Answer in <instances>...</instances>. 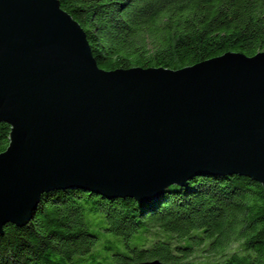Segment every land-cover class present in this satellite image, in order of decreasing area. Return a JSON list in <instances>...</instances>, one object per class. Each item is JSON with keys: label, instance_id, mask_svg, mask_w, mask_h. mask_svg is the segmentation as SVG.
Returning <instances> with one entry per match:
<instances>
[{"label": "water", "instance_id": "obj_1", "mask_svg": "<svg viewBox=\"0 0 264 264\" xmlns=\"http://www.w3.org/2000/svg\"><path fill=\"white\" fill-rule=\"evenodd\" d=\"M0 122V236L53 191L147 203L219 175L264 188V53L107 72L59 0H0Z\"/></svg>", "mask_w": 264, "mask_h": 264}, {"label": "trees", "instance_id": "obj_2", "mask_svg": "<svg viewBox=\"0 0 264 264\" xmlns=\"http://www.w3.org/2000/svg\"><path fill=\"white\" fill-rule=\"evenodd\" d=\"M59 1L107 72L179 71L229 53H264V0ZM10 132L0 122V153ZM4 231L0 264H264V188L247 177L219 175L171 186L147 203L53 191L26 226ZM109 238L113 245L97 248ZM152 238L149 246L131 247L132 240ZM207 240L212 245L196 256ZM117 243L123 251H114Z\"/></svg>", "mask_w": 264, "mask_h": 264}, {"label": "rangeland", "instance_id": "obj_3", "mask_svg": "<svg viewBox=\"0 0 264 264\" xmlns=\"http://www.w3.org/2000/svg\"><path fill=\"white\" fill-rule=\"evenodd\" d=\"M152 240H153V238L152 239H149L148 241H146V240H142V241L132 240L131 241V247L141 246L143 243H146L149 246L153 242ZM114 241H115V239H113V238L103 239L102 241L99 242L97 248H99L100 250L101 249H104L105 247H108L110 245H113V242ZM212 242H213V240H207V241H205V243L200 248H198V250L195 252L196 253V256L200 255L203 250L209 248L212 245ZM114 245L116 247V249H114V251H117V250L118 251H123V247L119 243L114 244ZM236 247H237V245H234L232 249L235 250ZM114 251H111L110 254L112 252H114ZM221 253H222V251H221Z\"/></svg>", "mask_w": 264, "mask_h": 264}]
</instances>
